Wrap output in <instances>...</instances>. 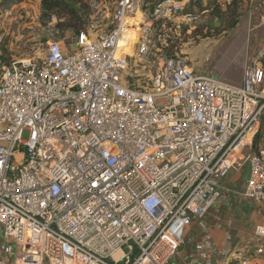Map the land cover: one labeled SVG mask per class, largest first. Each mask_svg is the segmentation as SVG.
I'll list each match as a JSON object with an SVG mask.
<instances>
[{"label":"built area","instance_id":"obj_1","mask_svg":"<svg viewBox=\"0 0 264 264\" xmlns=\"http://www.w3.org/2000/svg\"><path fill=\"white\" fill-rule=\"evenodd\" d=\"M192 1L157 0L148 11L146 0H116L107 32L87 29L38 59L0 57V238L15 245V264H169L226 198L222 181L264 114V2L241 85L166 54L148 89L124 81L131 21L145 59L155 23L198 18ZM248 166L243 194L261 211L263 148Z\"/></svg>","mask_w":264,"mask_h":264},{"label":"rangeland","instance_id":"obj_2","mask_svg":"<svg viewBox=\"0 0 264 264\" xmlns=\"http://www.w3.org/2000/svg\"><path fill=\"white\" fill-rule=\"evenodd\" d=\"M13 1L15 0L0 2V57L7 63L13 60L44 57L47 47L58 42L54 31L57 19L55 18L48 25L41 23V0H23L13 5L10 10L5 9V6ZM146 1L150 4L146 10L152 11L157 0ZM234 1L238 2L239 18L237 25L231 28L228 27L230 19L219 15L222 11H228ZM88 2L92 11L86 28L91 29L95 36L111 30L116 0H88ZM249 5H251L250 0H196L186 9L188 13L198 17L195 21H188L182 15L166 23H155L150 54L145 59H141L138 55V42L134 41L131 47L133 55L128 58V68L124 74L126 85L134 89H148L159 58L165 54L183 58L199 74L210 70L224 78L232 76L233 66L230 70L227 69L233 61L232 53L226 52V44L233 39L234 31L244 29L242 18L248 11ZM132 22L136 25L135 20ZM74 38L75 35L68 34L66 39L60 42L64 46H69ZM261 88L264 90V76ZM262 121L264 125V114ZM263 137L262 132L261 138Z\"/></svg>","mask_w":264,"mask_h":264},{"label":"crops","instance_id":"obj_3","mask_svg":"<svg viewBox=\"0 0 264 264\" xmlns=\"http://www.w3.org/2000/svg\"><path fill=\"white\" fill-rule=\"evenodd\" d=\"M250 1L251 5L242 18L244 29L234 31L233 39L226 44V52L232 53L233 59L227 69L233 66L234 74L224 78L209 70L203 75L234 85L242 84L244 71L258 53L262 36V30L258 28L261 0ZM262 132L264 128L261 120L255 132L254 145L251 142L252 133L248 144L242 149L238 164L222 181L226 198L213 204L204 219L195 221L188 231L180 256L169 264H183L189 260H205V264H223L226 261L234 264H264V237L257 236L256 232L257 227L264 230V210L260 211L243 194L249 177L248 158L253 151L264 147ZM15 251V245L0 238V264H15Z\"/></svg>","mask_w":264,"mask_h":264},{"label":"trees","instance_id":"obj_4","mask_svg":"<svg viewBox=\"0 0 264 264\" xmlns=\"http://www.w3.org/2000/svg\"><path fill=\"white\" fill-rule=\"evenodd\" d=\"M22 1L15 0L10 2L5 6V9L10 10L13 5ZM41 11L40 19L42 24L48 25L55 18L57 19L54 31L56 33V41L60 42L66 39L68 34L77 36L82 31L87 30L86 26L92 10L88 0H41ZM219 16L230 19L228 27L236 26L239 18L238 2L234 1L233 5L229 6V10L226 12L222 11ZM168 56L177 58L173 55ZM263 63L264 59L262 66Z\"/></svg>","mask_w":264,"mask_h":264},{"label":"bare ground","instance_id":"obj_5","mask_svg":"<svg viewBox=\"0 0 264 264\" xmlns=\"http://www.w3.org/2000/svg\"><path fill=\"white\" fill-rule=\"evenodd\" d=\"M133 26H131L129 28L127 37H125V39H123L122 43H121V47H120V51L121 53H126L129 55H133V50L131 49V47L133 46V43L135 41L136 35H135V24L134 22H132ZM118 257V256H116Z\"/></svg>","mask_w":264,"mask_h":264},{"label":"water","instance_id":"obj_6","mask_svg":"<svg viewBox=\"0 0 264 264\" xmlns=\"http://www.w3.org/2000/svg\"><path fill=\"white\" fill-rule=\"evenodd\" d=\"M22 155H19L18 157L20 158ZM138 253V251H135V253L133 254V257L136 256ZM126 263V260L120 262L119 264H125Z\"/></svg>","mask_w":264,"mask_h":264}]
</instances>
